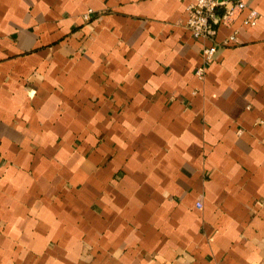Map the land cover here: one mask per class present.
<instances>
[{
  "label": "crops",
  "instance_id": "obj_1",
  "mask_svg": "<svg viewBox=\"0 0 264 264\" xmlns=\"http://www.w3.org/2000/svg\"><path fill=\"white\" fill-rule=\"evenodd\" d=\"M192 1L0 0V264H264V0L203 81Z\"/></svg>",
  "mask_w": 264,
  "mask_h": 264
},
{
  "label": "built area",
  "instance_id": "obj_2",
  "mask_svg": "<svg viewBox=\"0 0 264 264\" xmlns=\"http://www.w3.org/2000/svg\"><path fill=\"white\" fill-rule=\"evenodd\" d=\"M244 0H193L187 7L188 18L185 23L186 28L190 31L195 39H201L209 42L202 48V60L194 75L197 80L203 81L207 68L214 60L218 49L234 41L235 34L225 39L221 43L212 40L215 35V26L222 23L226 26L233 21L235 14L245 9ZM92 10H88L84 15V20H89ZM257 12L251 10L245 20V24L254 26ZM196 93V91L194 92ZM261 124L262 122H258ZM197 208H202L201 202H196Z\"/></svg>",
  "mask_w": 264,
  "mask_h": 264
}]
</instances>
